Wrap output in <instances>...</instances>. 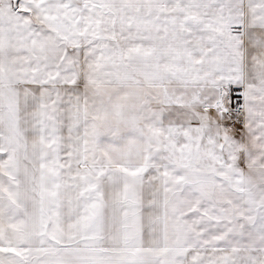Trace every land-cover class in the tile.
Segmentation results:
<instances>
[{"label":"snow or ice","instance_id":"snow-or-ice-1","mask_svg":"<svg viewBox=\"0 0 264 264\" xmlns=\"http://www.w3.org/2000/svg\"><path fill=\"white\" fill-rule=\"evenodd\" d=\"M0 264H264V0H0Z\"/></svg>","mask_w":264,"mask_h":264}]
</instances>
